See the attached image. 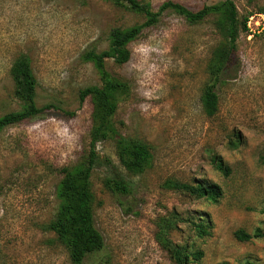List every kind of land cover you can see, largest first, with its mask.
<instances>
[{
	"label": "rangeland",
	"instance_id": "obj_1",
	"mask_svg": "<svg viewBox=\"0 0 264 264\" xmlns=\"http://www.w3.org/2000/svg\"><path fill=\"white\" fill-rule=\"evenodd\" d=\"M145 1L158 10L166 0ZM174 1L196 10L223 0ZM234 1L240 16L256 13L253 31L238 38L233 70L218 89L219 110L212 116L201 94L221 39L215 15L192 24L166 10L129 43L126 63L106 59L107 70L128 81L130 90L117 94L109 135L96 145L90 187L104 247L81 264H177L160 237L166 219L170 241L203 251L191 264H264V237L236 236L239 229H264V0ZM145 19L107 0H0V116L21 108L10 75L20 54L29 57L38 79V105L58 106L0 130V264H76L47 225L59 210L62 169L84 167L99 123L94 96L79 100L82 88L101 84L83 54L106 49L113 27ZM235 134L242 141L233 148ZM121 136L147 143L153 160L126 168L117 153ZM107 179L125 180L127 191ZM171 180L216 184L222 196L217 202L196 198L170 189ZM201 214L211 224L205 236L190 221Z\"/></svg>",
	"mask_w": 264,
	"mask_h": 264
},
{
	"label": "trees",
	"instance_id": "obj_2",
	"mask_svg": "<svg viewBox=\"0 0 264 264\" xmlns=\"http://www.w3.org/2000/svg\"><path fill=\"white\" fill-rule=\"evenodd\" d=\"M115 6L124 7L132 12L146 17L142 23L129 27H113L109 33L108 47L102 51L89 49L84 52L83 58L92 61L101 76V84L90 85L79 91V100L82 104L89 95L94 96L93 110L99 120L98 125L91 132L89 150L84 167L76 173L63 168L64 176L59 188L60 205L56 216L48 223L47 227L53 230L58 238L68 249L71 260L81 264L88 255L94 254L104 247V237L98 229L93 208V193L90 187V177L98 161L96 150L97 142L106 139L109 135V122L117 111V94H124L130 90L128 81L111 74L106 68V59L113 60L121 65L126 63L131 56L129 43L135 40L145 27L156 24L166 10H172L183 16L189 23H199L210 15H215L214 26L221 35L220 41L213 48L208 62V81L203 87L201 101L206 114L212 116L219 110L220 96L218 89L227 79V74L233 70V60L238 48V38L241 33L249 34L247 21L255 12L240 16L234 0H223L213 5H203L199 9H191L185 4L166 0L158 10H154L150 2L145 0H107ZM10 75L14 83L15 97L21 102L19 110L10 111L0 116V130L6 126L22 122L35 117L49 108H57L53 103L39 106L37 103L38 79L34 74L30 59L26 54H20L12 63ZM241 136L235 134L230 138L229 144L236 148L241 144ZM117 153L126 168L148 165L153 160L151 147L139 139L119 137L117 140ZM264 163V155L261 156ZM225 174H229L228 167L218 164ZM114 189L124 192L128 189V182L123 179H107ZM167 184V183H166ZM168 187L177 191L188 193L196 198L208 199L212 202L219 201L222 196L221 188L216 184L199 182L197 184L171 180ZM206 215V216H205ZM194 219L197 235L205 236L211 233V224L207 214ZM161 231V241L171 253L177 264H191L199 261L204 253L192 246L175 244L164 233L167 219ZM236 236L240 240H250L255 237H264V229L256 228L253 233L239 229ZM192 259V260H191ZM221 264H230L222 262ZM242 264H256L246 260Z\"/></svg>",
	"mask_w": 264,
	"mask_h": 264
},
{
	"label": "built area",
	"instance_id": "obj_3",
	"mask_svg": "<svg viewBox=\"0 0 264 264\" xmlns=\"http://www.w3.org/2000/svg\"><path fill=\"white\" fill-rule=\"evenodd\" d=\"M259 14H260V13H259ZM259 14H258V15H259ZM255 15H256V13L253 14V15H251V16L249 17L248 21H247V26H248L249 31H253V30H251V28H250V22H251V20L255 17Z\"/></svg>",
	"mask_w": 264,
	"mask_h": 264
}]
</instances>
